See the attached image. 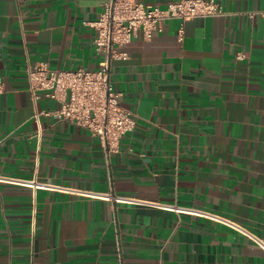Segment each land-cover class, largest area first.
Here are the masks:
<instances>
[{
    "label": "crops",
    "instance_id": "1",
    "mask_svg": "<svg viewBox=\"0 0 264 264\" xmlns=\"http://www.w3.org/2000/svg\"><path fill=\"white\" fill-rule=\"evenodd\" d=\"M106 1L0 0V264H264L214 218L264 240V0H216L221 15L168 19L116 48L109 81L135 127L114 152L40 114L59 102L34 101L26 73L96 69L88 23Z\"/></svg>",
    "mask_w": 264,
    "mask_h": 264
},
{
    "label": "built area",
    "instance_id": "2",
    "mask_svg": "<svg viewBox=\"0 0 264 264\" xmlns=\"http://www.w3.org/2000/svg\"><path fill=\"white\" fill-rule=\"evenodd\" d=\"M221 14L223 10L216 0H178L169 2L164 7L136 0H108L103 3L97 19L88 23L96 30L94 50L102 56L98 67L94 70L82 67L49 69L45 64H35L26 72L28 89L34 101L40 97L36 93L40 91L43 97L59 102L58 108L42 111L40 114L87 129L100 140L107 152H114L121 136L135 127L134 114L120 105L121 93L114 90L109 81L111 60L122 58V53L116 48L129 43L138 32L145 40H150L153 32L168 19L183 22ZM182 37L183 28L179 27L178 40L181 41ZM243 57L242 53H236V59ZM2 92L3 83L0 79V94ZM22 183L37 188L48 186L34 181ZM113 199L120 203L137 202L123 196H113ZM159 206L171 211L207 215L195 209ZM214 218L245 235L264 252V240L232 221Z\"/></svg>",
    "mask_w": 264,
    "mask_h": 264
}]
</instances>
